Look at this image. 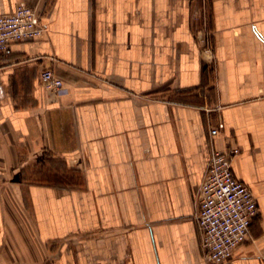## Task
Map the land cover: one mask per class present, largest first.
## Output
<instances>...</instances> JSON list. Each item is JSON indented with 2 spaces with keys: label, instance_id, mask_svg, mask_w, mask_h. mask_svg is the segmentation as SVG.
<instances>
[{
  "label": "crops",
  "instance_id": "0c3cea01",
  "mask_svg": "<svg viewBox=\"0 0 264 264\" xmlns=\"http://www.w3.org/2000/svg\"><path fill=\"white\" fill-rule=\"evenodd\" d=\"M19 1L46 31L0 55V264H211L196 193L211 149L230 145L259 215L222 264H264V0H0V13ZM207 13L214 69L194 33ZM45 67L67 94L41 83Z\"/></svg>",
  "mask_w": 264,
  "mask_h": 264
},
{
  "label": "built area",
  "instance_id": "2783aa9c",
  "mask_svg": "<svg viewBox=\"0 0 264 264\" xmlns=\"http://www.w3.org/2000/svg\"><path fill=\"white\" fill-rule=\"evenodd\" d=\"M45 31L37 10L19 1L14 11L0 13V55L13 42L38 38ZM40 81L57 95L69 92L64 79L51 67L41 71ZM223 127L219 121L211 126L210 134L216 135ZM240 152L237 145L213 147L196 193L195 219L204 257L211 264H222L234 257L236 249L248 240L251 224L259 214L253 191L234 174L233 160Z\"/></svg>",
  "mask_w": 264,
  "mask_h": 264
},
{
  "label": "rangeland",
  "instance_id": "374dc122",
  "mask_svg": "<svg viewBox=\"0 0 264 264\" xmlns=\"http://www.w3.org/2000/svg\"><path fill=\"white\" fill-rule=\"evenodd\" d=\"M209 0H207L208 3ZM207 20H206V25L202 24L201 25H194L195 27V35L196 38L202 43L203 45V53L205 55V57H207L210 60V65L211 68L214 69V46H213V40H212V31L209 28V13L206 14ZM199 19H197L196 21H199ZM66 176L65 181H68V179H70V181H72V177H70V175H64ZM75 179V178H74ZM259 215V214H258Z\"/></svg>",
  "mask_w": 264,
  "mask_h": 264
}]
</instances>
